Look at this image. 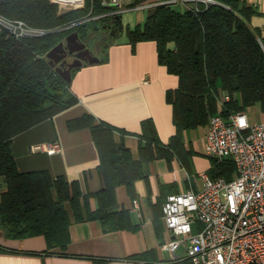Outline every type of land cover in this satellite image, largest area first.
<instances>
[{"label": "trees", "instance_id": "obj_1", "mask_svg": "<svg viewBox=\"0 0 264 264\" xmlns=\"http://www.w3.org/2000/svg\"><path fill=\"white\" fill-rule=\"evenodd\" d=\"M102 1L84 0L82 7L63 10L52 0H0V19L22 21L45 32L18 37L0 23V177L7 185L1 193L0 226L11 238L43 235L49 246L64 247L70 237L68 207L77 221H99L105 231L128 227V211L114 210L119 186H126L134 198L135 183L147 180L149 164L157 159L176 157L189 167L195 153L184 144L183 133L205 127L211 116L254 106L264 113V33L250 26L261 13L246 0H193L185 10L159 4L149 10L143 25L128 29L126 36L133 48L154 42L159 63L177 78L176 88L166 94L175 127L169 143L160 140L151 119L144 120L137 134L139 154L134 157L125 143L115 140L116 132H130L85 114L67 126L72 131L90 128L99 154L101 190L84 195L77 181L53 178L46 170L20 171L12 153L14 137L78 101L70 83L50 65L48 53L74 32L87 46L92 37L102 36V50L107 53L124 34L122 15L103 16L110 10ZM223 94L230 101L220 109ZM210 161L211 178L233 179L236 168L231 159ZM90 197L98 208L84 215L82 201ZM0 250L6 249L0 246Z\"/></svg>", "mask_w": 264, "mask_h": 264}, {"label": "crops", "instance_id": "obj_2", "mask_svg": "<svg viewBox=\"0 0 264 264\" xmlns=\"http://www.w3.org/2000/svg\"><path fill=\"white\" fill-rule=\"evenodd\" d=\"M190 1L193 0L177 7L188 9ZM246 2L261 13L251 19L250 26L264 33V0ZM150 9L124 13L123 36L107 53L103 52V57H97L98 63H85L71 76L70 90L78 100L75 105L14 137L12 153L20 171L46 170L53 178L63 176L68 181H77L84 195L101 190L103 180L98 169L99 154L90 128L72 131L67 126L69 120L85 114H91L98 122L130 132H116L115 140L125 143L134 157L139 154L141 142L137 134L144 120L151 119L160 140L169 143L175 127L173 108L167 102L166 94L176 88L177 78L159 63L154 42L131 46L123 19L128 22L127 30H133L144 24ZM222 98L218 99V105ZM192 131L183 133L184 144L195 153L189 167L176 157L171 161L157 159L149 164L147 180L135 183L134 198L126 186L117 188L114 210L117 213L128 211V227L105 231L99 221H77L68 207L70 237L64 247H59L49 246L43 235L11 238L0 226V246L6 249L0 250V264H153L172 260L171 252L164 245L175 237L165 226L162 204L170 194L188 190L198 192L202 185L199 174L209 172L212 166L210 158L204 154L208 124L196 130L200 136V149L191 138ZM50 141L60 143V153L49 155L31 150L36 144ZM202 162L206 167H200ZM6 189L7 185L0 177V200ZM134 200L138 202L137 207ZM97 208L98 202L94 197L82 201L84 215Z\"/></svg>", "mask_w": 264, "mask_h": 264}, {"label": "built area", "instance_id": "obj_3", "mask_svg": "<svg viewBox=\"0 0 264 264\" xmlns=\"http://www.w3.org/2000/svg\"><path fill=\"white\" fill-rule=\"evenodd\" d=\"M63 9L75 4L52 0ZM187 0H103L105 15H123L130 10H147L159 4L185 3ZM215 3L213 0H194ZM66 9V8H65ZM0 23L18 37L44 35L24 22ZM219 102L222 109L230 96ZM33 152L55 155L61 152L56 141L31 147ZM204 154L210 159H231L235 176L211 178L200 173L201 188L166 197L162 215L175 239L164 248L172 260L153 264H264V122L251 124L246 112L217 113L210 117ZM134 206L138 202L134 200ZM184 246L183 253L175 252Z\"/></svg>", "mask_w": 264, "mask_h": 264}, {"label": "water", "instance_id": "obj_4", "mask_svg": "<svg viewBox=\"0 0 264 264\" xmlns=\"http://www.w3.org/2000/svg\"><path fill=\"white\" fill-rule=\"evenodd\" d=\"M74 53H76L74 60L68 62L67 58ZM47 57L50 65L55 67L57 73L68 83L71 82L73 69L80 68L85 63L94 64L100 61L92 55L87 44L79 39L77 32L70 34L64 42L53 48Z\"/></svg>", "mask_w": 264, "mask_h": 264}, {"label": "rangeland", "instance_id": "obj_5", "mask_svg": "<svg viewBox=\"0 0 264 264\" xmlns=\"http://www.w3.org/2000/svg\"><path fill=\"white\" fill-rule=\"evenodd\" d=\"M82 3H83V1L77 2L75 5L79 6V5H82ZM176 6H180V2L178 4H176ZM75 8H79V7L68 5V6H65L63 8V10L75 9ZM128 14H130V13H128ZM125 15L126 14H124L123 16L125 17ZM124 17H123V19H124V23H125V32H126L127 28H128V25H127L128 22L126 21V18H124ZM89 43H90V45L88 46V48L91 50V52L94 54V56L95 57H103L102 56L103 55V50H102L103 37L102 36H94L89 40ZM67 59H68V62H72L74 60V58L70 57V56ZM245 112L248 115V118H249V121L251 124L262 123L264 121V113L261 111L259 106L251 107V108L247 109ZM196 130L197 129H195L191 132V138L193 139V142L195 143V145L199 148L200 147V136L196 132ZM203 165H204V162L200 163V167H203ZM204 166L206 167V165H204ZM183 250H184V246H181L178 250H176V252H175L176 256H180L183 253Z\"/></svg>", "mask_w": 264, "mask_h": 264}, {"label": "bare ground", "instance_id": "obj_6", "mask_svg": "<svg viewBox=\"0 0 264 264\" xmlns=\"http://www.w3.org/2000/svg\"><path fill=\"white\" fill-rule=\"evenodd\" d=\"M63 3H73V4H76L77 2H80L81 0H61Z\"/></svg>", "mask_w": 264, "mask_h": 264}, {"label": "flooded vegetation", "instance_id": "obj_7", "mask_svg": "<svg viewBox=\"0 0 264 264\" xmlns=\"http://www.w3.org/2000/svg\"><path fill=\"white\" fill-rule=\"evenodd\" d=\"M87 47H88V46H87ZM75 55H76V53H74V54H72V55H69V56L75 58ZM58 65H59V64H58Z\"/></svg>", "mask_w": 264, "mask_h": 264}]
</instances>
